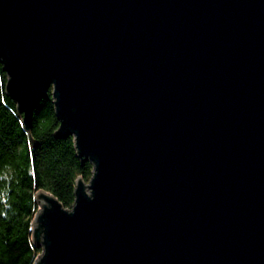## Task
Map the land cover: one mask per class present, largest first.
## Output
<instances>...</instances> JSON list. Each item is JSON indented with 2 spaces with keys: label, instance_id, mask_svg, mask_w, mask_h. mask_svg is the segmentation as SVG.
<instances>
[{
  "label": "water",
  "instance_id": "1",
  "mask_svg": "<svg viewBox=\"0 0 264 264\" xmlns=\"http://www.w3.org/2000/svg\"><path fill=\"white\" fill-rule=\"evenodd\" d=\"M0 62L94 165L34 264H264V0H0Z\"/></svg>",
  "mask_w": 264,
  "mask_h": 264
},
{
  "label": "trees",
  "instance_id": "2",
  "mask_svg": "<svg viewBox=\"0 0 264 264\" xmlns=\"http://www.w3.org/2000/svg\"><path fill=\"white\" fill-rule=\"evenodd\" d=\"M6 84L0 62V264H34L43 250L33 241L37 191H49L72 208L77 180L88 183L94 165L79 158L73 136L56 135L52 89L27 129Z\"/></svg>",
  "mask_w": 264,
  "mask_h": 264
},
{
  "label": "bare ground",
  "instance_id": "3",
  "mask_svg": "<svg viewBox=\"0 0 264 264\" xmlns=\"http://www.w3.org/2000/svg\"><path fill=\"white\" fill-rule=\"evenodd\" d=\"M37 200H38V197H37ZM38 203H39L40 206L42 205V204L39 202V200H38Z\"/></svg>",
  "mask_w": 264,
  "mask_h": 264
},
{
  "label": "rangeland",
  "instance_id": "4",
  "mask_svg": "<svg viewBox=\"0 0 264 264\" xmlns=\"http://www.w3.org/2000/svg\"><path fill=\"white\" fill-rule=\"evenodd\" d=\"M37 194V193H36ZM36 203H37V201H36ZM38 204V208H39V203H37ZM41 208V207H40Z\"/></svg>",
  "mask_w": 264,
  "mask_h": 264
}]
</instances>
